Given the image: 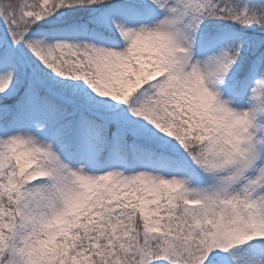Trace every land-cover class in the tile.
<instances>
[{
    "label": "snow or ice",
    "instance_id": "6c2138e0",
    "mask_svg": "<svg viewBox=\"0 0 264 264\" xmlns=\"http://www.w3.org/2000/svg\"><path fill=\"white\" fill-rule=\"evenodd\" d=\"M0 264H264V0H0Z\"/></svg>",
    "mask_w": 264,
    "mask_h": 264
}]
</instances>
